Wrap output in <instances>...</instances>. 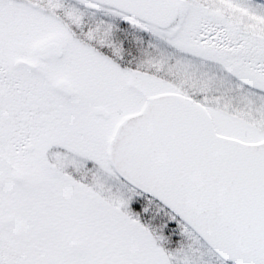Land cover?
I'll return each mask as SVG.
<instances>
[{
  "label": "snow or ice",
  "instance_id": "1",
  "mask_svg": "<svg viewBox=\"0 0 264 264\" xmlns=\"http://www.w3.org/2000/svg\"><path fill=\"white\" fill-rule=\"evenodd\" d=\"M0 264H264V0H0Z\"/></svg>",
  "mask_w": 264,
  "mask_h": 264
}]
</instances>
